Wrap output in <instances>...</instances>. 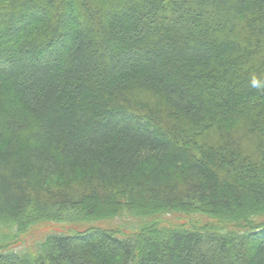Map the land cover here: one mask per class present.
I'll return each mask as SVG.
<instances>
[{
  "label": "trees",
  "instance_id": "1",
  "mask_svg": "<svg viewBox=\"0 0 264 264\" xmlns=\"http://www.w3.org/2000/svg\"><path fill=\"white\" fill-rule=\"evenodd\" d=\"M0 264H264V0H0Z\"/></svg>",
  "mask_w": 264,
  "mask_h": 264
},
{
  "label": "rangeland",
  "instance_id": "2",
  "mask_svg": "<svg viewBox=\"0 0 264 264\" xmlns=\"http://www.w3.org/2000/svg\"><path fill=\"white\" fill-rule=\"evenodd\" d=\"M138 100H137V107L141 110V112H145V109L141 105L149 106V110L146 111V115L150 118L155 117V112L158 111H164L166 114H175V111L172 110L169 105H167V102L164 101V97L162 93L155 90L153 93L151 91L149 92H141V94H138ZM156 119V118H153ZM158 122V121H156ZM158 122L157 124H159ZM217 132L210 131L208 133L209 138L216 137ZM81 179V178H80ZM80 179H76L78 182H80ZM73 180L72 182H74ZM77 186V185H76ZM160 216V217H159ZM159 216H156V222H165V223H171V224H181L186 225L189 227H202L205 225H217L223 227V223L219 222L216 219H213L207 215L198 213V214H187L186 212H171V213H162ZM123 219H116L115 222L118 225ZM114 224V223H113ZM65 223H56V222H48L41 224L39 226H36L34 229L31 230V232L27 235H25L24 239L21 241H18L15 245V248L20 249V251H25V253H29L28 250H30L31 247H33L34 244L37 243L39 238L44 236L48 233L53 232H61V231H68L69 228L65 226ZM63 226V227H62ZM128 229V228H127Z\"/></svg>",
  "mask_w": 264,
  "mask_h": 264
},
{
  "label": "clouds",
  "instance_id": "3",
  "mask_svg": "<svg viewBox=\"0 0 264 264\" xmlns=\"http://www.w3.org/2000/svg\"><path fill=\"white\" fill-rule=\"evenodd\" d=\"M260 86L261 85H260V82L258 80H256V79L252 80V87H260Z\"/></svg>",
  "mask_w": 264,
  "mask_h": 264
}]
</instances>
